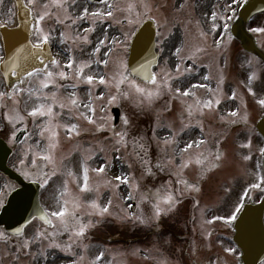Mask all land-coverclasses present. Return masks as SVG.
Segmentation results:
<instances>
[{"label":"snow or ice","instance_id":"obj_1","mask_svg":"<svg viewBox=\"0 0 264 264\" xmlns=\"http://www.w3.org/2000/svg\"><path fill=\"white\" fill-rule=\"evenodd\" d=\"M17 2L19 3V0ZM237 2L238 0H232V3L226 6L227 9L231 11L233 4ZM3 4L4 0H0V6ZM12 7L15 8L16 5ZM22 7L32 16V39L16 47L11 54L7 49L0 48V51H3V55H0V66L4 74H11L20 79V84L17 86L10 89L5 86V89L0 91V124L6 122L4 126L10 127V138L13 143L17 140L18 125H25L26 130L28 123L31 122L38 129L34 138L31 134L25 138L26 140L35 139V143L29 144L20 158L21 166L28 169L24 173L26 177H34L33 182L45 188L55 177H64V179L61 189L58 190L59 195L55 198L56 207L54 209L37 207L29 223L35 220L43 223L32 239L24 240L19 247L27 256H30L34 264H49V262L57 264V261H60V264H67V258L77 255L74 248L79 247L88 231L96 227V223L91 219L86 221L84 217L98 216L102 219L106 215H112L111 198L104 206L98 203L101 188L108 190L113 196H116L123 188V197L117 196V198L126 199L129 202L137 198L142 203L145 199L153 201L151 216L138 213L126 215L124 219L141 224L153 220L159 221L162 215L173 212L186 195L200 191L197 182H190L184 178L185 169L193 164L199 166L201 179H203L208 172L220 167L221 162L226 159L219 148L212 151L206 147L208 140L205 137L212 134L206 132L203 123L205 114L222 103V100L217 97L218 89L208 88L204 83H191L187 77L197 74L195 71L198 67L197 62L202 55L208 53V48L204 45L213 32L217 34L213 39L216 51L223 52L228 41L225 36H220L218 33L223 31L228 40L231 39L228 28L233 16L227 13L218 16L213 13L209 31L199 32L203 44L186 45L181 42L180 46H176L174 41H169L168 45H165V40L168 39L165 37L154 45L151 58L146 63L129 67L125 57L120 55V50L126 51L130 47L129 41L136 38L137 32L144 26L146 20L156 21L153 12L158 9H155L151 0H128V2L86 0L85 3L81 0H27ZM191 8L189 0H183L177 6V11ZM217 20L221 23L218 24ZM49 22L51 24L46 28ZM6 26V24H0V27ZM252 31L264 34V27L253 28ZM149 38L150 34L141 33L142 40ZM53 42L63 46L59 48L57 55L63 56L66 63L62 64L61 60L55 56H45V50ZM165 47H171L174 51L169 61H164V67H161ZM76 53L80 54L81 59L77 60ZM22 61L28 62V66L24 67ZM169 62L173 63L171 69L167 67ZM94 66L98 71H95V74H86V70H94ZM203 66L208 67V65ZM154 68L158 71H154ZM20 69L22 71H18ZM211 78V75H205L202 80L207 81ZM253 79L255 74L249 77L250 81ZM64 81H71V84L65 85ZM222 83L221 76L220 84ZM82 85L87 86L88 89L87 102L77 93ZM99 86H103L105 91L93 96V90ZM65 88H70L71 91L66 96H62L61 90ZM200 88H207L212 94L211 98L201 100L195 97L193 90ZM248 91L256 95L250 87ZM105 96H107L108 105L129 102L136 109V114L151 109L157 102H162L164 111L171 112L172 101L178 100L183 106L180 114L181 128L176 131L171 124L167 125L171 138L166 137L162 142L157 141L155 135L152 137L133 135L134 118L132 114L126 113L123 117L122 129L117 131L112 128V137H106V139L114 141L111 150L114 154H119L115 156V159L125 163L126 167L132 171L126 172L122 168L113 174L111 179L93 184L90 173L106 177L114 166L105 156L100 166L90 168L89 161L96 159L99 153L106 152V149L100 147L98 151H94L92 148H87L84 149L87 155L84 156L82 163V184H80L76 174L68 167L70 154H60L59 140L60 129L64 130L68 139L74 136L79 137L80 125L62 123V118L67 112V119L70 121L83 119L88 124L95 125L97 132L109 131L110 129L103 124H97V108L94 103V101H104ZM229 99H236L235 93ZM258 103L264 107V99H260ZM29 105H31L30 108ZM228 116L232 119L225 121V118L221 117V120L228 124L240 122L247 124L248 122L246 116L236 119L239 116L237 111L228 113ZM99 119L103 121L104 117L101 116ZM189 129H198L201 138L185 141L184 146L179 148V163L175 157L167 158V156L153 163L152 141H155L162 153H166L171 145L178 144L177 137L185 134ZM216 139L219 137L217 136ZM240 147L251 149V139L249 138L247 143L241 144ZM193 152L196 153L194 158ZM259 155L264 157V148L259 150ZM32 156H35V159H31ZM243 159L248 161L252 159V156L245 155ZM37 161H42L43 166L41 167ZM257 167L264 169V165L261 164H257ZM164 171H169V174L175 177V183L181 187H174L173 181L170 180L154 193L142 191L146 187L145 181L155 177L157 172ZM70 181L77 184L81 193L95 194L96 199L90 203L83 202L79 196H73L71 200L67 199ZM262 186H264V170L256 176L251 189H260ZM9 187L10 185H6L0 190V207H3L4 197L8 195ZM196 204L199 205L198 200ZM128 206L131 207V204ZM243 208L244 204L238 202L233 213L229 214L227 223L231 224L237 220ZM216 219H223V217ZM207 223L210 224L213 221H207ZM64 234H68L67 241L60 239ZM15 235L20 236L23 233L17 229ZM8 238L4 232H0V240ZM33 246H36L35 252L31 251ZM84 250L87 251L86 246ZM229 251L233 250L229 249ZM102 255L96 259H102ZM84 259L85 257L80 255L78 259L71 260V264H83ZM92 264H95V261Z\"/></svg>","mask_w":264,"mask_h":264},{"label":"rangeland","instance_id":"obj_2","mask_svg":"<svg viewBox=\"0 0 264 264\" xmlns=\"http://www.w3.org/2000/svg\"><path fill=\"white\" fill-rule=\"evenodd\" d=\"M81 2L85 3L86 0H81ZM125 2H128V0H125ZM151 2L155 9H158V11L153 12V15L156 17L155 22L160 29L159 35L165 34L169 27L175 26L176 28L170 30L173 36L165 40V45H167L169 41H173V39L177 41L176 36L178 35L176 31L181 38V42H184L186 45H193L203 44V41L199 37V32L209 31L212 26L213 13L218 16L230 13L226 6L232 3V0H189L192 8L182 11H177V6L183 2V0H151ZM13 5V0H4V4L0 6V22L9 24L15 22L16 8H13ZM161 5H165V7H161ZM97 7H99V5H97ZM217 23L219 24L221 21L217 20ZM50 24L51 22H49V25H46V27L50 26ZM248 27L251 31L253 28L264 27V12L253 17L249 21ZM219 34L220 32L218 35ZM254 34L258 39V44L264 49V34ZM216 36L217 34L213 32V35L207 38L206 45L204 46L208 48V53L202 55L201 59L197 62L198 67L195 70L197 74L187 77V80L193 83V80L197 79L195 83H204L208 88L218 89L217 97L222 100V103L219 106H214L212 111L205 114L204 118H207L203 120L205 129L208 127L207 121H211L210 118L227 116V114L233 110L234 106L238 104L241 106L239 113L241 115L240 117L246 116L248 121L247 124L242 122L239 128L235 127L228 129L227 132L229 135L223 142L222 152L224 156H226V159L221 162L220 167L214 168L212 171L208 172L203 179H201L200 167L195 164L184 170V178L190 182H197L200 191L186 195L173 212L162 215L159 219V223L163 225L161 229L159 228L158 221L155 220L141 224L137 221L124 219L127 215L126 204H128L129 201L117 198V196L123 197L124 189L121 188L120 192L117 193L116 196H113L108 190L101 188V195L98 199V203L104 206L107 204L108 199H112V211L113 215L116 217V222H118L120 226L119 229L130 231L129 228L136 230L137 227L149 226L158 229L155 233L158 235L160 232L161 237L158 238L153 236L150 241L131 243L130 246L117 244V246L119 245L121 247H117L113 253H109V257L112 258L109 262L106 258L97 260L96 258L98 256L94 258L92 254H88V252L85 251L86 264H92L93 261H95V264H236L238 262L240 251L238 249L235 250L228 239V231H230V233L232 231L228 229L229 223H227V220L229 214H232L234 208L238 206V202L243 203L247 200L249 196L248 193H252L250 194L251 199H259L261 197V195L253 193L256 189H251V184L255 182L256 176L264 170L257 167V164L264 165V157L259 155V150L264 148V141L255 129L257 119L264 113V107L260 106L258 103L260 99H264V61L252 53L242 49L240 50L236 41L234 42L232 38L228 40V37L225 38L228 42L223 52L216 51V47L213 44V39ZM91 38L92 37H90V39ZM166 49L167 47H165V52L167 53L166 55L163 54V61L161 62L163 67L164 61H169V57L173 51H166ZM127 50H120V55H123L126 60ZM76 57L77 60L81 59L79 53H76ZM63 63H66L64 58ZM190 63L191 62H189V64ZM203 65H208V67H204ZM167 67L171 69L173 63L169 62ZM95 71H98V69H95L94 66V70H86V74H95ZM108 71H110V69ZM253 74H255V79L250 81L249 77ZM205 75H211L212 78L207 81L202 80V77ZM221 76L223 77L222 84H220ZM173 86H176L175 82ZM99 87L100 88L96 91L97 95H99V90L100 93L105 91L103 86ZM249 87L256 95L248 91ZM193 91L195 97L201 100H206L212 96L207 88L194 89ZM81 93L88 94V89L83 88ZM233 93H235L236 99H229ZM106 101L107 96H105L104 101H99L96 112L97 124H103L105 127H107L106 120L107 118L109 119V113L107 115V113H105L106 110H104L107 106ZM128 105L132 107L129 102ZM171 106L172 111L167 112L162 109V102H157L151 109H146L139 114H136V109L133 106L134 123L136 121L140 123L141 119H146L148 126V121L150 122L152 118V121L154 120L153 135H155L156 140L162 142L166 137L171 138V134L166 126L171 124L176 131H179L181 128L179 114L183 111V106L178 100L172 101ZM101 116L104 117L103 121L99 119ZM37 123H40V121H37ZM62 123H78L80 125L81 135L79 137L74 136L72 139L66 137V133L63 129L59 130L60 154H70L68 167L76 174V177L82 182V163L84 156L87 155V153H84V149L92 148L94 151H98L100 147H104L106 152L99 153L96 159L89 161V167L96 168L100 166L105 156L112 161L114 167L109 170L106 177L90 173L91 182L93 184L97 182L103 183L104 180L111 179L112 175L115 174L114 169L118 161L115 159V156L119 155L114 154L111 150L114 141L106 139V137H112L111 129L109 128V131L97 132L93 125L88 124L83 119L79 121L68 120L67 112H65V116L62 118ZM122 127L123 125L118 131L121 130ZM34 128L31 134L32 138L36 136V132L38 131L35 125ZM135 128L136 127L132 129V134L137 136L141 135V133H138L136 130L137 128ZM144 131H146V129H144ZM189 133H192L191 129L185 134ZM185 134L178 136V144L171 145L168 151L164 153L167 158L175 157L177 163H179V148L184 146L185 141H190L192 139L191 135ZM32 138L31 141H27L24 145L18 146L17 160H19L20 154H23L24 149L29 144L35 143V139ZM249 138L252 141V148H241L240 145L247 143ZM41 147H43V143H41ZM130 150L129 148V151ZM195 155L196 153L193 152V158ZM245 155H251L252 159L248 161L244 160L243 157ZM33 158L35 159V156L31 157V159ZM119 162L124 171H132V169L126 167L125 163ZM56 178L58 177H55L53 181L50 182L49 187ZM158 179L159 180L155 181L153 185L161 186L167 184L168 181L171 180L173 181L174 187H181L175 183L174 176L172 179L169 178L166 182H164L162 178ZM144 184L146 188L148 186L152 187L148 180L145 181ZM71 185H74L76 190L71 188ZM60 187H62V179ZM59 189L61 188H58V190ZM144 189H142V191H144ZM156 189L158 188L146 192L154 193ZM58 190L56 191V196L59 195ZM77 190L80 191L77 185L70 181L69 194L66 198L71 200L73 196H76ZM245 193H247V196H245ZM46 195L47 194L42 196L44 206L47 209H54L56 207V199L53 201L49 200ZM80 198L88 200V202L82 200L83 202L90 203L93 199H96V196L95 194L81 193ZM197 200L199 201V205L196 204ZM139 201L141 202L140 199ZM152 205L153 201L145 199L137 209V214L143 213L145 216H151ZM128 214L132 215L130 212H128ZM217 217H223V219H216ZM88 219L93 221L91 217H88ZM207 221H213V223L209 224ZM40 227L41 223L39 221L32 222L25 229L22 239H32L33 235ZM168 229H172L175 233L166 234ZM0 232L3 231L0 229ZM209 233H211V235H209ZM225 235H227V237H225ZM60 239L68 240V234H64ZM2 242L3 240H0V255L3 251ZM86 247L89 251L91 248L89 242H86ZM229 249L233 251H229ZM74 251L77 255L73 257H78L81 251L80 247H75ZM261 264H264V261Z\"/></svg>","mask_w":264,"mask_h":264},{"label":"water","instance_id":"obj_3","mask_svg":"<svg viewBox=\"0 0 264 264\" xmlns=\"http://www.w3.org/2000/svg\"><path fill=\"white\" fill-rule=\"evenodd\" d=\"M17 8V24L15 26L0 27L4 49L11 52L23 43L31 39L32 16L22 5L25 0H14ZM264 10V0H249L241 9L240 16L233 26V33L237 36L243 46L264 59V51L256 44L254 36L247 29V22L256 12ZM150 34L147 40L141 39V33ZM156 28L154 21H146L144 26L136 34L131 46L129 66L137 67L140 63H146L151 58L155 41ZM45 56L47 52L45 51ZM24 67L28 62L22 61ZM0 69L9 85L20 81L17 76L5 75ZM22 71V69L18 70ZM26 76V73L24 74ZM259 131L264 135V117L257 125ZM10 149L5 143L0 142V169L11 178L18 181L22 187L15 190L9 197L0 215V223L16 234L17 229L23 232L24 226L29 222L37 207H42L39 200V184L26 183L22 176L7 166ZM235 241L242 249V262L240 264H259L264 259V198L259 203H250L242 212L235 223Z\"/></svg>","mask_w":264,"mask_h":264},{"label":"flooded vegetation","instance_id":"obj_4","mask_svg":"<svg viewBox=\"0 0 264 264\" xmlns=\"http://www.w3.org/2000/svg\"><path fill=\"white\" fill-rule=\"evenodd\" d=\"M58 35V34H57ZM173 36L172 32H169L168 35L166 36L167 38ZM177 41L179 36H176ZM173 41L175 42V44L177 45V41L175 39H173ZM168 45V44H167ZM51 50L53 52V54L56 56L57 59L61 60V63L63 64V56L61 55H57L59 48L63 47L62 45H57L55 42H53L51 45ZM168 50H174L171 47H167L166 51ZM1 77V76H0ZM68 81H64L63 83H67ZM3 84V86L5 87L6 84L4 82L3 79L0 80V85ZM61 95L63 96L62 90H61ZM93 96H95V94L93 93ZM82 98L85 99V101L87 102V100L89 99L88 95H84L82 96ZM95 103V107H96V101H94ZM117 105L120 108V122L118 123L117 126L114 127L115 130H118V127L122 126V118H123V110L125 108V105L123 104V102H118ZM126 107L128 109L131 108V106L128 105V102L126 103ZM228 119H232L231 117L226 118V120ZM236 119H240V117L238 116ZM4 124H6V122H4L3 124H0V137L5 139L11 146H13V148H17L18 145L23 142L25 140L26 137H28L30 134H32V129H33V124L31 122L28 123L27 125V129L25 130V125L21 124L17 126V135L20 134L22 136L21 141L18 142V144L13 143L11 141V130L10 127H5ZM211 125H213L215 127L216 132L212 133L210 139L208 140V142L210 143V145L208 146V148H211L212 150H216V148L221 149V143L220 141V137H219V133L220 132H224L225 129H227V126L229 125L228 123L222 121L221 119H217L215 120L214 123H212V121L210 122ZM240 124V123H238ZM93 127H95L93 125ZM219 137V139H216V137ZM15 164H17V170L19 172H21L22 174H24L26 171H28V169H25L21 166V164L18 162L17 159H15L14 161ZM39 163V162H37ZM40 166H43V162L39 163ZM25 176V175H24ZM4 178L5 175L3 173L0 172V185L3 186L2 189L5 188L6 185H10V187L8 188L7 191L15 188L17 186V184L11 180H8L7 183L4 182ZM25 178L27 180H33V178H28L25 176ZM43 188V186H42ZM6 201V196L4 197V203ZM1 210V207H0ZM1 228V226H0ZM24 240L20 239V238H15L13 236H11L10 239L3 241V251L0 255V264H34V262L31 260L30 256H27L25 254L24 251H21L19 245L20 243H22ZM32 252L36 251V246H33V248L31 249ZM49 264H51V262H49ZM57 264H60V261H57ZM67 264H70L67 262ZM83 264H85V262L83 261Z\"/></svg>","mask_w":264,"mask_h":264},{"label":"trees","instance_id":"obj_5","mask_svg":"<svg viewBox=\"0 0 264 264\" xmlns=\"http://www.w3.org/2000/svg\"><path fill=\"white\" fill-rule=\"evenodd\" d=\"M152 149H153V150L151 151V153L153 154L154 158L159 159L158 156H156V155H157V154H156V151H157L156 146L153 145V146H152ZM154 153H155V154H154ZM153 156H152V160H153Z\"/></svg>","mask_w":264,"mask_h":264},{"label":"bare ground","instance_id":"obj_6","mask_svg":"<svg viewBox=\"0 0 264 264\" xmlns=\"http://www.w3.org/2000/svg\"><path fill=\"white\" fill-rule=\"evenodd\" d=\"M121 169H122V167H121L120 164L117 162V164H116V166H115V169H114V172L117 173V172H119Z\"/></svg>","mask_w":264,"mask_h":264}]
</instances>
